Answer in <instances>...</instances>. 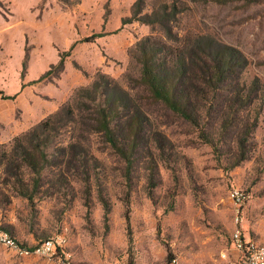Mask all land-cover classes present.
Listing matches in <instances>:
<instances>
[{
    "label": "rangeland",
    "instance_id": "374dc122",
    "mask_svg": "<svg viewBox=\"0 0 264 264\" xmlns=\"http://www.w3.org/2000/svg\"><path fill=\"white\" fill-rule=\"evenodd\" d=\"M134 1L0 0V91L15 95L28 86L14 103L24 111L23 123L65 96L60 104L70 100L99 71L126 84L136 43L163 35L158 25L122 23ZM161 1L173 0H147L145 11ZM175 1L189 6L174 21L175 32L208 34L215 46L233 47L243 62L235 69L241 79L258 78L264 86V0ZM99 32L105 35L84 40ZM38 92L54 99L43 103ZM151 113L156 119L151 131L166 136L163 154L152 147V157L141 149L127 170L112 150L94 148L88 172L74 157L51 149L53 165L42 172L44 186L33 202L20 195L19 185L0 184V233L29 249L64 234L70 264H167L173 257L180 264H231L236 256L231 234L237 226L264 243V107L247 158L239 162L230 127L236 122H226L230 132L223 130L216 151L189 122L158 105ZM208 123L202 128L213 130L222 122ZM155 164L152 188L147 175ZM234 188L247 194L241 206L231 197ZM0 264L55 263L35 252L11 250L0 240Z\"/></svg>",
    "mask_w": 264,
    "mask_h": 264
},
{
    "label": "trees",
    "instance_id": "16d2710c",
    "mask_svg": "<svg viewBox=\"0 0 264 264\" xmlns=\"http://www.w3.org/2000/svg\"><path fill=\"white\" fill-rule=\"evenodd\" d=\"M146 6L147 0H135L131 15L122 23L138 20L158 25L163 35H147L136 43L132 54L135 66L125 74L126 84L99 71L89 85L80 86L56 111L15 136L10 144H1L0 184L19 185L20 195L33 202L44 186L42 172L53 165L51 149L74 157L88 172L93 169L89 159L96 157L94 148L112 150L126 162L127 170L141 149L152 157V147L163 154L166 136L155 128L151 131L150 122H156L153 105L189 122L216 151L226 122H236L230 127L235 129L238 162L247 158L264 107V86L258 78L251 82L241 79L235 69L243 62L233 47L215 46L208 34L180 35L174 31L173 23L189 8L187 4L161 1L149 12ZM104 35L93 33L84 40L95 41ZM64 64L61 57V69ZM0 93L4 99L16 97ZM204 122L208 126V122L222 123L208 130L202 128ZM61 136L66 137L63 140ZM156 165L149 166L147 175L152 188L157 185ZM105 206L108 213V203Z\"/></svg>",
    "mask_w": 264,
    "mask_h": 264
},
{
    "label": "built area",
    "instance_id": "2783aa9c",
    "mask_svg": "<svg viewBox=\"0 0 264 264\" xmlns=\"http://www.w3.org/2000/svg\"><path fill=\"white\" fill-rule=\"evenodd\" d=\"M232 199L240 206L244 204L247 194L239 189L234 188L231 191ZM240 208L237 210V221L240 219ZM0 240L11 250L20 252L22 254H29L32 252L38 253L42 256L54 259L55 264H70L69 258L66 256L65 247L67 239L64 234H55L51 237L41 240L29 249L26 246L20 245L13 237L5 232L0 233ZM231 240L234 252L237 257L231 264H264V243L252 237H247L245 232L240 228L236 229L231 234ZM227 253H223V257H227ZM167 264H180L177 257H173Z\"/></svg>",
    "mask_w": 264,
    "mask_h": 264
},
{
    "label": "crops",
    "instance_id": "0c3cea01",
    "mask_svg": "<svg viewBox=\"0 0 264 264\" xmlns=\"http://www.w3.org/2000/svg\"><path fill=\"white\" fill-rule=\"evenodd\" d=\"M85 79V78H84ZM86 80L83 81V83ZM42 82H39L38 84H41ZM82 83V84H83ZM28 86L24 87L21 92L16 94V97L14 99H2L0 100V143H4L12 139L14 136L20 134L24 130H27L31 125L35 122H39L43 118H45L50 113L56 111L58 107L60 106V101L67 98V96L63 97L61 100L57 101V103H51V106L49 108L40 113L35 115L33 118L31 116L27 117L25 123H23V110L19 108L16 104L18 102L17 99L22 98L24 95H26V89ZM35 90V88L33 89ZM36 97L38 100H40L43 103L49 104L51 99H54L53 97H50L49 95H44L41 93H36ZM63 103V102H62ZM9 104H14V108H9ZM17 110L21 111V114H17ZM237 255L235 256V258Z\"/></svg>",
    "mask_w": 264,
    "mask_h": 264
}]
</instances>
